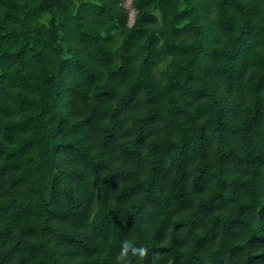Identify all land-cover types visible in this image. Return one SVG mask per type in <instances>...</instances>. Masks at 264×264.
Returning a JSON list of instances; mask_svg holds the SVG:
<instances>
[{
  "label": "trees",
  "instance_id": "16d2710c",
  "mask_svg": "<svg viewBox=\"0 0 264 264\" xmlns=\"http://www.w3.org/2000/svg\"><path fill=\"white\" fill-rule=\"evenodd\" d=\"M0 0V264H264V0Z\"/></svg>",
  "mask_w": 264,
  "mask_h": 264
},
{
  "label": "rangeland",
  "instance_id": "374dc122",
  "mask_svg": "<svg viewBox=\"0 0 264 264\" xmlns=\"http://www.w3.org/2000/svg\"><path fill=\"white\" fill-rule=\"evenodd\" d=\"M124 4L129 10V22L131 23L134 17L135 9L133 8L131 4V0H124Z\"/></svg>",
  "mask_w": 264,
  "mask_h": 264
}]
</instances>
